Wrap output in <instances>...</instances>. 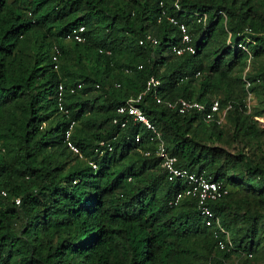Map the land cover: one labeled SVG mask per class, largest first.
I'll return each mask as SVG.
<instances>
[{
    "label": "trees",
    "instance_id": "trees-1",
    "mask_svg": "<svg viewBox=\"0 0 264 264\" xmlns=\"http://www.w3.org/2000/svg\"><path fill=\"white\" fill-rule=\"evenodd\" d=\"M173 2L0 0V264H186L193 253L188 243L196 238L204 240L212 264H223L233 251L246 256L255 251L260 239L256 214L230 212L229 200L232 187L250 185L264 203V167L245 160L240 178L217 163L214 151L219 149L198 139L202 131L219 141L223 122L207 123L198 112L180 114L149 94L138 104L177 166L204 171L228 188L209 206L229 233V251L216 246L195 200L169 206L184 184L166 179L158 157L141 154L130 161L132 152L153 149L148 130L132 121L123 128L111 122L116 107L138 94L150 76L160 80L157 92L163 100L183 97L208 105L217 98L218 81L264 54V15L250 0H178L179 8ZM197 14H206L205 23L196 21ZM167 16L188 26L194 53L173 52L181 34ZM79 26L84 40L65 42L64 35ZM147 34L156 45L139 44ZM220 34L224 44L213 49L205 65L206 47ZM54 45L58 64L73 53L76 65L55 70ZM198 73L203 76L199 85ZM247 81L253 87L264 75ZM58 82L82 84L75 94H66L67 113L57 108ZM86 88L99 91L91 102L82 97ZM217 99L233 103L226 117L233 112L239 133L260 138L262 130L245 114L243 103L229 95ZM93 110L96 119L87 117ZM72 120L78 153L65 139ZM82 120L85 125L78 127ZM100 141L112 149L100 147ZM228 162L236 168L243 159Z\"/></svg>",
    "mask_w": 264,
    "mask_h": 264
},
{
    "label": "built area",
    "instance_id": "built-area-1",
    "mask_svg": "<svg viewBox=\"0 0 264 264\" xmlns=\"http://www.w3.org/2000/svg\"><path fill=\"white\" fill-rule=\"evenodd\" d=\"M173 3L176 8H179L178 0H174ZM160 4L162 5L161 1ZM167 19L169 22L178 27L181 34L180 44L173 46V52L176 55H181L185 52L194 53L195 49L191 44L192 37L189 33L188 26L173 16H167ZM206 19V14L196 15L197 22L205 23ZM83 29V26L71 29V31L64 35V41L82 42L84 40V37L81 35ZM144 43H149L154 46L157 44V39L152 35L147 34L144 38L139 40V44ZM238 45L241 48H244L242 43H239ZM52 51L53 67L55 70H57L59 49L56 45H54ZM138 67H141V65ZM159 85L160 80L154 76H150L145 81L143 89L138 94L128 97L122 104L116 107L115 115L112 117L111 122L112 124L119 125L121 128H123L126 126L128 121H132L133 123L141 124L146 130H148L147 141L153 144V149H139V151L146 157H151L153 155L160 159V166L168 181L175 182L179 180L184 184V187L170 199L168 203L169 206H176L185 199L195 200L196 208L199 211L201 217L204 219L206 226L210 228L212 236L215 239L216 246L220 250L229 251L232 248V242L230 240L229 233L222 226L220 218L209 206L210 202L217 201L225 196L228 193V188L224 187L220 181H214L210 177L206 176L204 171L196 172L185 167L177 166V159L166 149L164 141L161 137V133L148 119L147 115L138 104L146 94H149L153 97L156 103L165 104L168 108L176 110L180 114L198 112L205 122H216L217 124H221L224 121L228 111L233 108V103L231 101H227L222 105L217 98H214L208 105L204 102L197 101L196 99H187L183 97L173 100H163L157 92ZM249 85L250 82L246 81V87H249ZM81 88L82 84L65 86L62 82H58L55 90V97L57 108L60 112H68L64 106L66 94H75L77 90ZM74 125V121H70L69 126L65 131V139L68 148L73 152L78 153L79 148L71 140V134ZM135 141H140V134H136ZM99 146H105L108 150L112 149V146L104 141H100ZM102 152L103 149H100V153ZM88 164H90L92 168H96V163L93 160H89ZM1 195L6 196V191L2 190ZM14 202L16 205H18L20 203V198H14Z\"/></svg>",
    "mask_w": 264,
    "mask_h": 264
},
{
    "label": "rangeland",
    "instance_id": "rangeland-1",
    "mask_svg": "<svg viewBox=\"0 0 264 264\" xmlns=\"http://www.w3.org/2000/svg\"><path fill=\"white\" fill-rule=\"evenodd\" d=\"M250 3L258 10L259 14L264 15V0H250ZM224 41L225 36L220 34L215 42L206 47L207 54L202 57L205 65L212 60L211 53L213 49L216 47L221 48ZM75 65L76 60L74 59V54L70 53L60 60L57 71L60 70L59 66L73 67ZM260 73L264 75V54L244 61L233 71L228 79L218 81L214 94L217 98H224L226 95H229L232 98L234 97L237 102L243 103V111L245 114L252 115L256 121V127L262 130L260 138L246 137L242 133H239L235 126V115L233 112L225 117L223 123L220 125L223 135L219 141L208 139V134L205 132L201 131L199 133L198 140L200 144L205 147L219 149V151H214L217 163L223 168H226L228 174L235 173L240 178L245 170V160H250L253 163L258 162L264 167V81L255 84L253 87H246L247 79L250 80V78ZM202 78V75H197V85H199ZM97 94H99V91L86 88V92L82 97L85 101L91 102V99ZM98 115L95 110L87 113V117L90 119H96ZM84 125L83 120L77 123L78 127H83ZM47 127L48 124L44 123L43 129ZM139 155H141L140 152H132L130 154V161L135 162ZM236 157L242 158L243 162L236 168H230L231 163L228 161ZM231 194L229 201L231 202L232 208L230 212L242 214L248 210L250 213L256 214L260 226V239L253 253L246 256L244 252L233 251L229 257L224 259L223 264H264V203L261 202L260 194L250 187V185H244L241 189L232 187ZM203 242L204 240L202 238H196L188 243L193 249V253L188 256L186 264H212L209 258L211 254L208 255V251L205 245H203Z\"/></svg>",
    "mask_w": 264,
    "mask_h": 264
}]
</instances>
